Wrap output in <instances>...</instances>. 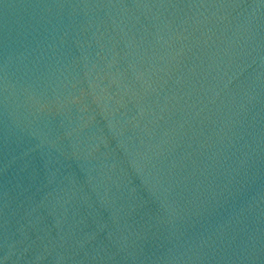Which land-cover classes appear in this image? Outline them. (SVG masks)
Returning <instances> with one entry per match:
<instances>
[{"label":"water","instance_id":"1","mask_svg":"<svg viewBox=\"0 0 264 264\" xmlns=\"http://www.w3.org/2000/svg\"><path fill=\"white\" fill-rule=\"evenodd\" d=\"M0 264H264V0H0Z\"/></svg>","mask_w":264,"mask_h":264}]
</instances>
